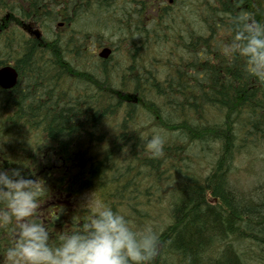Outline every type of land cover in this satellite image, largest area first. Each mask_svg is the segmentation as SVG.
Segmentation results:
<instances>
[{
  "label": "trees",
  "instance_id": "16d2710c",
  "mask_svg": "<svg viewBox=\"0 0 264 264\" xmlns=\"http://www.w3.org/2000/svg\"><path fill=\"white\" fill-rule=\"evenodd\" d=\"M172 2L0 0V65L13 62L20 75L12 90L0 89V120L7 133L23 127L42 141L25 161L7 151L0 167L38 180L33 219L53 246L97 210H54L49 200L89 191L134 230L152 227L159 254L151 264H248L252 252L264 254V176L251 170L252 161L264 165V83L224 46L236 16L264 24V0ZM108 42L122 50V73L112 55L92 52ZM155 134L164 137L157 157L145 147ZM241 176L261 182L244 188ZM12 227L0 226V264Z\"/></svg>",
  "mask_w": 264,
  "mask_h": 264
},
{
  "label": "clouds",
  "instance_id": "9594fccd",
  "mask_svg": "<svg viewBox=\"0 0 264 264\" xmlns=\"http://www.w3.org/2000/svg\"><path fill=\"white\" fill-rule=\"evenodd\" d=\"M233 31L225 55L243 58L247 73L264 83V24L238 15ZM163 145V138L155 134L145 147L157 157ZM39 195L37 179L20 168L0 167V226L13 225L5 253L8 264H151L157 255L158 237L152 228L134 230L125 215L111 207L100 208L86 222L62 232L53 246L45 224L33 219Z\"/></svg>",
  "mask_w": 264,
  "mask_h": 264
},
{
  "label": "rangeland",
  "instance_id": "374dc122",
  "mask_svg": "<svg viewBox=\"0 0 264 264\" xmlns=\"http://www.w3.org/2000/svg\"><path fill=\"white\" fill-rule=\"evenodd\" d=\"M104 34L106 35L105 38H109L108 36L111 37L113 33L108 31V32H104ZM115 39H116L115 37L109 38V40H115ZM104 42H105V39H104L103 43ZM104 46H109L113 49L112 57L114 59H113V61L111 60V64H112L111 67L112 68H118V72L122 73V64H124V62H122V50L115 49V51H114V48L112 46H110V43L108 42L107 44L102 45V46H97V45L93 46L92 52H94L98 55V52L101 50L100 47H104ZM9 124L10 123L8 121H5V120L3 121V119L0 120V136H2V137H0V158H2L5 155V153L8 151V157H10L11 155H16L20 159L25 161V158L22 157V155L23 154H31L33 151H36L35 146L37 145V143H39V142L42 143V141H40L41 137L37 136V135L32 136V134L25 133L24 129H21L14 134L7 133V132H9L7 130V127ZM21 128H23V127H21ZM4 135H6V136H4ZM262 155L264 156V151H262ZM252 162H253V166H252L251 170L255 171L256 173L258 172V174L260 173L259 176H264V165L261 166V164L258 162H254V161H252ZM256 177H258V176H256ZM259 179L260 178H255L252 176L245 179V178H243V176H241L240 180L243 181V186H244V188H246L247 185L245 184V182H250L249 180H252L253 184L251 182L249 183L252 187L256 186L258 184V182L259 183L261 181L264 182L262 180V179H264V177L261 178V181ZM57 197L58 196H55L54 199H56ZM58 199H59V197H58ZM64 199L66 202H69L70 206H73L76 208H78V207H91L97 211L101 208V204L99 202L97 194L93 193V192H89V191H87L81 195H78L76 197L64 196ZM1 203H3V202L0 201V204ZM65 205L68 206L67 204H65ZM260 253H261V255H260ZM252 254L254 255V257H252L253 260H250L251 258L248 256L246 257L247 260L251 261V263L249 261H247V263L249 262L248 264H253V263L258 264L257 263L258 260H260V259L264 260V254L262 252H257V254L252 252ZM255 256H257V257H255ZM214 258H216V257H214ZM256 259H258V260H256ZM165 264H172V263H170L168 261Z\"/></svg>",
  "mask_w": 264,
  "mask_h": 264
},
{
  "label": "bare ground",
  "instance_id": "6f19581e",
  "mask_svg": "<svg viewBox=\"0 0 264 264\" xmlns=\"http://www.w3.org/2000/svg\"><path fill=\"white\" fill-rule=\"evenodd\" d=\"M173 0H170V2H172ZM173 3V2H172ZM88 15V14H87ZM205 18V17H204ZM89 23V22H88ZM204 26V25H203ZM188 29V28H187ZM190 29V28H189ZM214 29V28H213ZM202 30H200V32H201ZM193 32V31H192ZM192 32H190V33H192ZM194 32H196V31H194ZM197 34V33H196ZM199 34V33H198ZM197 34V35H198ZM206 34V33H205ZM205 34L203 35V36H205ZM106 36V35H105ZM159 36V35H158ZM190 36V35H189ZM199 37V36H198ZM206 37V36H205ZM184 38V37H183ZM195 38V37H194ZM171 39H173V38H171ZM185 39V38H184ZM188 39V38H187ZM196 39H197V37H196ZM199 39V38H198ZM202 39V38H201ZM168 40V39H167ZM167 40H166V42H167ZM171 41H173V40H171ZM188 42V41H187ZM192 43V42H191ZM186 44V43H185ZM194 44V43H193ZM195 45V44H194ZM177 46V45H176ZM191 46V45H190ZM193 46V45H192ZM191 46V47H192ZM198 46V45H197ZM103 48H108V49H110V51H111V54H112V52H113V49L111 48V47H109V46H104ZM171 48V47H170ZM188 48V47H187ZM196 48V47H195ZM194 48V49H195ZM172 49V48H171ZM75 51H77V50H75ZM70 52V51H69ZM174 52V51H173ZM71 53H72V51H71ZM149 53V52H148ZM62 54V53H61ZM201 54V53H200ZM77 55V54H76ZM61 56V55H60ZM63 56H64V54H63ZM71 57V56H70ZM197 57V56H196ZM139 58V57H138ZM183 58H185L184 56H183ZM187 58V57H186ZM195 58V57H194ZM148 59V58H147ZM136 61L138 60V59H135ZM142 60V59H141ZM188 60H189V58H188ZM191 60V62H192V59H190ZM139 61V60H138ZM149 61V60H148ZM171 61V60H170ZM141 62V61H140ZM132 64H133V62H131ZM171 63H172V61H171ZM190 63V62H189ZM71 64V63H70ZM137 64V63H136ZM137 65H139V64H137ZM162 65V64H161ZM172 65V64H171ZM176 65H177V63H176ZM180 65V64H179ZM194 65V64H193ZM126 66V65H125ZM124 66V67H125ZM178 66V65H177ZM198 66V65H197ZM72 67V66H71ZM152 67H154V66H152ZM170 67V66H169ZM75 68V67H74ZM175 68H177V67H175ZM136 69V68H135ZM134 68H133V70H135ZM78 70V69H77ZM76 70V71H77ZM158 70V69H157ZM168 70V69H167ZM174 70V69H173ZM178 70H180V69H178ZM160 70H158V72H159ZM185 71V70H184ZM153 72V71H152ZM151 72V73H152ZM164 72V71H163ZM77 73V72H76ZM150 73V72H149ZM157 73V72H156ZM131 74V73H130ZM154 74V73H153ZM81 75V74H80ZM156 75V74H155ZM158 75V74H157ZM118 76V75H117ZM152 76V75H151ZM125 77V76H124ZM131 77V76H130ZM154 77V76H153ZM155 78L157 79V77H154V80H155ZM162 78V77H161ZM93 80V79H92ZM106 80V79H105ZM158 80H160V78L158 79ZM98 82V81H97ZM124 82V81H123ZM90 83V82H89ZM79 84H80V81H79ZM116 84V83H115ZM114 84V85H115ZM89 85V84H88ZM79 87H80V85H78ZM98 86V85H97ZM110 86V85H109ZM122 86V85H121ZM83 87V86H82ZM111 87V86H110ZM109 87V88H110ZM115 87V86H114ZM227 87V86H226ZM100 88V87H99ZM102 88V87H101ZM112 89H113V87H111ZM110 88V89H111ZM124 89V88H123ZM72 91V90H71ZM78 91V90H77ZM76 91V92H77ZM82 91V90H81ZM108 91H109V89H108ZM113 91H114V89H113ZM80 92V91H79ZM83 92H84V90H83ZM115 92V91H114ZM75 94V93H74ZM73 94V95H74ZM79 94V93H78ZM81 94V93H80ZM113 94V93H112ZM115 94V93H114ZM60 95V94H59ZM64 97H65V94L63 95ZM68 96V95H67ZM59 97V96H58ZM66 100V99H65ZM202 101V100H201ZM105 102V101H104ZM120 102H122V101H120ZM153 102V101H152ZM101 104V103H100ZM105 104H106V102H105ZM104 104V105H105ZM237 104V103H236ZM104 105H103V107H104ZM143 105V104H142ZM226 105V104H225ZM98 106V105H97ZM106 106V105H105ZM145 106V105H144ZM40 108H41V106H40ZM95 108V107H94ZM114 108V107H113ZM112 109V108H111ZM37 110V109H36ZM93 110V109H92ZM149 112V111H148ZM97 113V112H96ZM115 114V113H114ZM147 114V113H146ZM144 115V114H143ZM147 115H149V114H147ZM89 116V115H88ZM118 116H122V115H118ZM148 117V116H147ZM150 117V116H149ZM100 118V117H99ZM104 118V117H103ZM118 118H120V117H118ZM117 118V119H118ZM122 118V117H121ZM151 118V117H150ZM166 118H168L167 116H166ZM93 120V119H92ZM150 120V119H149ZM115 121V120H114ZM117 121V120H116ZM120 121V120H119ZM121 122H122V120H121ZM151 122V121H150ZM161 123V122H160ZM107 125H108V123H107ZM175 125H177V124H175ZM36 126V125H35ZM33 127V126H32ZM160 127H161V124H160ZM166 127V126H165ZM124 128V127H123ZM156 128H158V127H156ZM155 129V128H154ZM108 130H110V129H108ZM107 130V131H108ZM168 130H170V129H168ZM160 131V130H159ZM61 132V131H60ZM161 132H162V130H161ZM165 132V131H164ZM169 132V131H168ZM133 133V132H132ZM55 134V133H54ZM113 134H115V132L113 133ZM166 134V133H165ZM164 135V134H163ZM167 135V134H166ZM125 137V136H124ZM164 138V137H163ZM100 139V138H99ZM98 138H97V140H99ZM102 139V138H101ZM105 139V138H104ZM107 139V138H106ZM105 139V140H106ZM164 140V139H163ZM109 141V140H108ZM113 141V140H112ZM101 143H102V140L100 141ZM119 142V141H118ZM132 142V141H131ZM135 142V141H134ZM136 142H138V141H136ZM170 142V141H169ZM97 143V142H96ZM105 144H107L106 142H104ZM141 143V142H140ZM109 144H112V143H109ZM167 144V143H166ZM102 145V144H101ZM121 145V144H120ZM141 145V144H140ZM104 146V145H103ZM111 146V145H110ZM141 146H143V145H141ZM94 147V146H93ZM118 147V146H117ZM119 147H121V146H119ZM122 148V147H121ZM145 148V147H144ZM98 149V148H97ZM102 149V148H101ZM108 149V148H107ZM121 150V149H120ZM100 152V151H99ZM115 152V151H114ZM147 157V156H146ZM108 158V157H107ZM104 159V158H103ZM122 167V166H121ZM100 168H102V167H100ZM106 169V168H105ZM185 169H186V167H185ZM95 170V169H94ZM102 171V170H101ZM171 171V170H170ZM190 171H191V169H190ZM184 172V171H183ZM192 172V171H191ZM189 173V172H188ZM193 174V173H192ZM178 175V174H177ZM187 176V175H186ZM190 176H191V174H190ZM194 176H196L195 174H194ZM253 176V175H252ZM179 177V176H178ZM178 177H175V179L176 178H178ZM183 177V176H182ZM185 177V176H184ZM196 178V177H195ZM257 178H259V177H257ZM181 179V178H180ZM189 179V178H188ZM191 179V178H190ZM200 179V178H199ZM166 180V179H165ZM164 180V181H165ZM194 180V179H193ZM196 180H198V179H196ZM231 180V179H230ZM258 180V179H257ZM260 180V179H259ZM262 180H264V179H262ZM121 181V180H120ZM168 181V180H167ZM170 181V180H169ZM192 181V180H191ZM200 181V180H199ZM256 181V180H255ZM163 182V181H162ZM170 182H173L172 180L170 181ZM170 182H168V183H170ZM180 182V181H179ZM186 182V181H185ZM188 182V181H187ZM166 183V182H165ZM183 183V182H182ZM190 183V182H189ZM252 183V182H251ZM167 184V183H166ZM172 184V183H171ZM253 184V183H252ZM256 184V183H255ZM101 185V184H100ZM107 185V184H106ZM178 185H180V183L178 184ZM182 185V184H181ZM186 186V185H185ZM182 187V186H181ZM255 187V186H254ZM253 188V187H252ZM176 189V188H175ZM181 190V189H180ZM174 191V190H173ZM178 191V190H177ZM236 191V190H235ZM234 191V192H235ZM116 193V192H115ZM210 195V194H209ZM206 196H207V194H206ZM213 196V195H212ZM209 197V196H208ZM217 197V196H216ZM207 198V197H206ZM241 198V197H240ZM253 198V197H252ZM171 200V199H170ZM251 200V199H250ZM174 201V200H173ZM176 201V200H175ZM208 201H213V200H208ZM167 202V201H166ZM171 202V201H170ZM211 203V202H210ZM172 204V203H171ZM214 204V203H213ZM250 204V203H249ZM168 205V204H167ZM172 209H173V207H172ZM148 210V209H147ZM171 211V210H170ZM209 211V210H208ZM249 211V210H248ZM264 211V210H263ZM168 215V214H167ZM168 217V216H167ZM167 217H165V218H167ZM172 218V217H171ZM164 219V218H163ZM173 219V218H172ZM144 220V219H143ZM157 221V220H156ZM168 221V220H167ZM171 222V221H170ZM172 224H173V222H172ZM162 225H164V224H162ZM176 225V224H175ZM154 226H157V225H154ZM161 226V225H160ZM166 226V225H165ZM164 226V227H165ZM163 226H162V228H164ZM152 228V227H151ZM157 228V231H158V227H156ZM166 229H167V227H166ZM175 230V229H174ZM161 231H162V229H161ZM164 231V230H163ZM160 232V231H159ZM169 232V231H168ZM162 236V235H161ZM161 238V237H160ZM161 240V239H160ZM215 243H216V241H215ZM212 244V243H211ZM204 245V244H203ZM160 246V245H159ZM158 247V246H157ZM162 247V246H161ZM215 247V246H214ZM211 249V248H210ZM158 252V251H157ZM161 253V252H160ZM210 253V252H209ZM159 254V253H158ZM157 254V255H158ZM257 254V253H256ZM260 255H261V253H260ZM259 255V256H260ZM210 257V256H209ZM218 257V256H217ZM216 257V258H217ZM253 257H254V255H253ZM255 257H257V256H255ZM261 257V256H260ZM214 258V257H213ZM250 259V258H249ZM183 260V259H182ZM251 260V259H250ZM253 260V259H252ZM256 260H258V259H256ZM261 260V259H260ZM259 260V261H260ZM164 261V260H163ZM247 261V260H246ZM264 261V260H263ZM162 262V261H161ZM250 263H251V261H249ZM248 262V263H249ZM257 262V261H256ZM260 262H262V261H260ZM247 263V262H246ZM258 264H261V263H258ZM263 264V263H262Z\"/></svg>",
  "mask_w": 264,
  "mask_h": 264
},
{
  "label": "water",
  "instance_id": "95a60500",
  "mask_svg": "<svg viewBox=\"0 0 264 264\" xmlns=\"http://www.w3.org/2000/svg\"><path fill=\"white\" fill-rule=\"evenodd\" d=\"M111 53L110 49L104 48L100 53L102 57H108ZM17 71L12 66H5L0 69V85L4 88H12L17 83Z\"/></svg>",
  "mask_w": 264,
  "mask_h": 264
}]
</instances>
